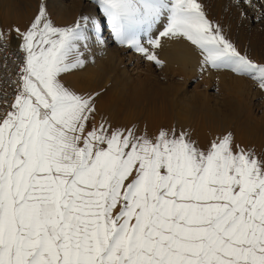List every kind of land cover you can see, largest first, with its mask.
Masks as SVG:
<instances>
[{"label":"snow or ice","instance_id":"1","mask_svg":"<svg viewBox=\"0 0 264 264\" xmlns=\"http://www.w3.org/2000/svg\"><path fill=\"white\" fill-rule=\"evenodd\" d=\"M230 2L242 19L258 7ZM93 3L116 43L156 65L161 38H185L202 67L264 89V63L241 54L198 0ZM12 30L24 58L14 98L0 100V264H264V151L231 131L202 147L175 125L149 136L101 115L89 128L97 94L61 78L85 65L93 37L106 42L97 17L57 26L41 0L29 26Z\"/></svg>","mask_w":264,"mask_h":264},{"label":"rangeland","instance_id":"2","mask_svg":"<svg viewBox=\"0 0 264 264\" xmlns=\"http://www.w3.org/2000/svg\"><path fill=\"white\" fill-rule=\"evenodd\" d=\"M2 1L0 0V30H3L9 38L13 33L16 34L14 30L9 31L10 29L19 28L23 31L29 26L41 2V0ZM82 1L85 0H63L60 5L56 4V7L49 3V0H46V3L53 22L57 26H67L73 24L82 14L86 15L87 9L81 5ZM198 2L203 5L207 18L220 25L224 36L241 54L257 63H264V52L256 44L257 36L244 31L243 26L240 25L239 12L230 0H198ZM95 10L99 13L97 5ZM102 20H104L105 33L110 36V30L105 25L103 16ZM185 41L191 46V51L201 59L199 50L186 39ZM162 46L161 43L157 49L150 48L155 51L158 59L163 61L159 66L131 49L127 51V54L132 55L131 62H125L131 79L127 84L117 78L110 68L91 66L90 62L62 76L63 83L75 92L97 94L95 98L97 118L96 121L89 123V128L92 123H98L101 115L113 127L126 129L135 125L137 134L144 132L149 136H153L161 127L168 128L175 125L178 129L188 130L191 139L202 147L217 134L231 131L235 141L242 146H252L258 153L264 151V115L258 113L254 116L253 114L228 116L218 113L207 102L203 106L201 104L202 92L205 89V83L202 82L204 76L207 79L213 74H218L221 79L233 81L234 85L246 82L249 87L257 90L259 100L264 97V89L249 77L236 75L226 69H211L208 66H204L199 73L188 75L186 80L181 68L174 66L170 70L166 69V61L161 56ZM148 73L154 76L150 82L144 83L143 78ZM183 90L192 92L195 96L187 101L181 96ZM212 90L211 88L206 90L209 96L213 94L214 90Z\"/></svg>","mask_w":264,"mask_h":264},{"label":"bare ground","instance_id":"3","mask_svg":"<svg viewBox=\"0 0 264 264\" xmlns=\"http://www.w3.org/2000/svg\"><path fill=\"white\" fill-rule=\"evenodd\" d=\"M61 2H63V0H49V3H52L53 6L55 5V7L57 6L56 4L60 5ZM82 2L81 5L87 9V12H85L86 15L91 13L95 15L99 20L101 24V34L103 35L106 41L103 45H101L96 43L94 37L90 40L89 49L85 52L86 62H90L91 66L97 65L100 67L103 66L110 68L117 78L124 81L125 84L129 83V80L131 79L128 75V70L125 62H131L132 55L130 53L127 54V51L131 48L116 43L115 40L111 38V36H109L108 34L106 35L105 29L103 27L104 20H102V15L96 13V5L93 3V0H85L83 3ZM255 2L258 5L257 10L254 11L251 8H245L244 10L247 13V18H241L240 25L243 26L242 28L247 33L257 36V47H259L264 52V20L257 21L255 19L259 8L264 7V5H261L260 0H255ZM234 7L239 12V9L236 6ZM238 16L240 17V15ZM105 25H107V23H105ZM162 28L163 25H159L158 29L153 32V35L155 36L157 34V31L162 30ZM10 40L14 44L19 46L20 39L18 38L17 34L13 33L10 37ZM111 43L114 44L110 47L109 45ZM161 43L163 45L161 47V56L166 61L165 63L167 70H170L171 68H174V66H177L183 70V74L185 75L187 80L188 75H194L195 73H199L204 68L200 64V57L191 51V46L185 41L184 38H162ZM145 46H148L146 41ZM131 50L136 52L133 49ZM142 57L145 58L143 55ZM152 76H154V74L152 73L146 74L143 78L145 79L144 83L150 82ZM204 77L202 82L205 83V85L203 84L205 89L202 92V106L207 102L209 105L212 106V108L214 107L218 113H222L223 115L228 116H251L252 114L254 116L258 113L264 115V97L263 99L259 100V98H257V90L252 87H249L246 82H242L239 85H234L232 83L233 81L229 82V80L227 81L225 79H221L218 74H213L211 77L209 76L210 78L208 77L207 79ZM209 88L214 90L213 94H210V96L209 93H207L206 91ZM181 96L185 100L189 101L193 98V96H195V94L183 90Z\"/></svg>","mask_w":264,"mask_h":264},{"label":"built area","instance_id":"4","mask_svg":"<svg viewBox=\"0 0 264 264\" xmlns=\"http://www.w3.org/2000/svg\"><path fill=\"white\" fill-rule=\"evenodd\" d=\"M23 58L24 53L8 36L6 46L4 43H0V100L7 99L11 102L14 98L15 84L13 82L18 81L17 72ZM4 107L3 104H0V109Z\"/></svg>","mask_w":264,"mask_h":264}]
</instances>
